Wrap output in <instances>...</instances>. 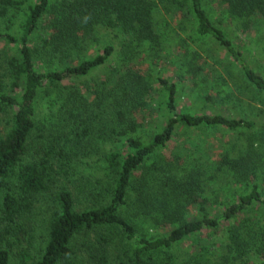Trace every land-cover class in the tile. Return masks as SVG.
Here are the masks:
<instances>
[{
    "label": "trees",
    "instance_id": "trees-1",
    "mask_svg": "<svg viewBox=\"0 0 264 264\" xmlns=\"http://www.w3.org/2000/svg\"><path fill=\"white\" fill-rule=\"evenodd\" d=\"M158 6L169 19L192 20L193 36L204 48L188 49L174 63L169 57L175 82L158 78L154 93L136 73L127 72L117 81L128 79L131 88L111 102L116 125L131 134L139 124L130 115L135 108L148 109L153 98L156 110L162 107L167 115L158 133L145 142L126 132H105L106 140L125 137V154L112 148L88 154L83 141L94 133L92 120L69 105L76 99L68 96V115L48 131L55 135L34 140L39 96L103 68L113 55V46L106 45L82 58L95 27L115 29L129 55L140 48L166 54L167 37L155 22ZM207 6L218 9L220 25L208 17ZM11 13L23 20L17 36L0 31L5 52H0V109L13 112L9 128L0 131V264H81L82 259L92 264H264V225L248 216L257 204L264 207L257 186L215 212L207 195L214 174L208 176L198 160L185 159L181 167L175 161L168 167L155 161L147 165L181 128H254L241 118L178 113L177 95L188 90L203 107L213 106L221 94L233 97L224 89L233 79L264 94L255 56L226 34L234 27L239 38L264 50V0H0V20ZM91 157L95 165L85 175L84 161ZM256 159L251 144L237 159L224 156L216 171L228 182H247ZM139 171L146 174L135 176ZM100 172L99 178L94 175ZM40 199L49 214L35 251L29 217ZM221 227L224 234L212 239ZM189 242L193 249H182Z\"/></svg>",
    "mask_w": 264,
    "mask_h": 264
},
{
    "label": "rangeland",
    "instance_id": "rangeland-1",
    "mask_svg": "<svg viewBox=\"0 0 264 264\" xmlns=\"http://www.w3.org/2000/svg\"><path fill=\"white\" fill-rule=\"evenodd\" d=\"M25 9L26 7L24 6L23 11H25ZM205 10L211 21L218 25L221 24H219L220 13H217L218 9L216 7L211 9L207 6ZM155 13L157 28L167 37V42L162 47L163 52L166 54L163 56H155V52L140 48L135 51L138 52L137 55H129L131 52L125 48L119 33L115 29L106 28L104 26L95 27L93 39L89 41L87 47H82L84 48L81 52L82 58H87L97 48L106 45L113 46V55L108 64L103 68L87 76L64 81L60 83L56 89L53 88L49 94H41L39 96L37 105L38 120L36 131L33 136L34 140L38 137L45 141H50L55 134L48 135V131L52 126L56 125L58 122L60 123L59 120H62L68 115V113L64 115V107L68 108L69 105L78 108V112L83 114L82 117L88 116L92 120V130L94 129V133L91 130L90 132H92V134L89 132L90 135L86 136L83 141V146L87 149L88 154H92L94 151L102 155L103 150L109 148L114 150L120 149V155L123 156L125 154V149L122 147L125 137L119 136L118 138L115 137L114 139L106 140L107 136L104 135L106 134L105 132L111 134L112 130H114L116 135L126 132L127 136L128 134L129 136H138L145 142L148 141L150 136L158 133L159 129L163 127L164 118H166L167 115L162 107H158L156 110L153 98H148V109L135 108L130 115L132 119L139 124L137 130L133 131V133L130 134L131 131L124 126L116 125L115 114L113 115L111 112V102L115 97L116 99L123 97L125 89L128 91L131 88L127 83L128 79L117 81V78H125L127 72L136 73L137 76L142 78L145 87L151 88L152 90L155 88V83L158 78H166L169 79L170 82H175L172 78L173 68L171 67L170 60L173 58L174 60L172 62L174 63L177 61L176 57L181 54L183 55L188 49L202 50L204 44L202 45L200 41L194 38V24L192 20H179L176 17L169 19L161 12L159 6L155 9ZM22 20L21 15L13 17L11 13L8 19L0 20V31L17 36ZM233 29L234 27H231L230 31L228 30L226 32L228 38L236 45L245 47L247 50L249 49L251 54L255 56V59L258 61L253 64L254 70L264 77V50L251 39L239 38L238 33L233 31ZM207 47L211 48V46ZM1 51L0 47V52ZM6 53H8V55L10 54L9 51ZM220 56L222 57L221 53ZM227 83L228 86L224 89L228 91L231 90L233 97L227 98L221 94L217 98L218 102L213 106L203 107L200 102L193 100V92H190L188 95V90L178 94V113L191 115H222L226 118H241L252 122L254 128L250 130L238 129L234 131L222 128L197 130H185L181 128L177 130L172 140L160 150L157 158H151L147 164L150 165L155 161L166 166L175 161L174 165L178 163L179 165L177 164V166L181 167L182 161L185 159L191 164L198 160V164L207 167L208 176H213L212 174H214L212 178L208 179L209 189L207 195H209L211 203L209 209L215 212L221 209L223 205H226V203H236L241 196L248 195L253 186L258 187V191L264 199V94H258L249 88H245L237 79H233ZM186 85L190 88V84L187 83ZM186 85H180L179 88L184 90ZM190 90L192 91V89ZM5 91L8 94V90H4V92ZM68 96L72 99H76L75 104H66ZM12 113L13 112L8 108L0 109L1 133H4L9 128V121ZM62 142L63 137L60 140L61 144ZM251 144L257 155V168L253 176L251 175L247 182H228L226 179L227 176L216 171L218 163L221 162L224 156L237 159L251 146ZM84 162L87 165L84 174H92L93 170L90 168L95 165V157H91ZM102 174L103 173L100 172L94 175L99 178ZM144 174L146 173L139 171L135 173V176L140 177ZM96 176H92V179H95ZM45 204H47L46 200L40 199L39 203L35 206L33 216L29 217V223L35 229V233L31 234L33 236V247L35 251L45 235L44 223L49 214V211L45 208ZM248 216L253 220L256 218L261 219V224L264 225V207L257 204L253 210L250 211ZM235 223L236 224L233 225H238L239 220ZM224 231L225 227H221L211 238H219L224 234ZM202 238H206V236L204 235ZM193 247L194 244L189 242L186 243L185 247L182 249L192 250ZM82 260L83 262L81 264H92L86 259ZM250 264L258 263L251 262Z\"/></svg>",
    "mask_w": 264,
    "mask_h": 264
}]
</instances>
